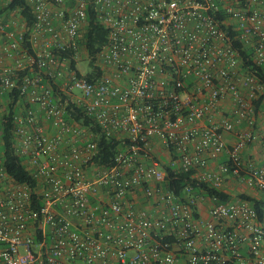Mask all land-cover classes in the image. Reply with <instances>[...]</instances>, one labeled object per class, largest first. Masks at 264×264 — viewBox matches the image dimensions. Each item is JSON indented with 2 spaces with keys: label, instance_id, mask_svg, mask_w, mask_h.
Masks as SVG:
<instances>
[{
  "label": "built area",
  "instance_id": "obj_1",
  "mask_svg": "<svg viewBox=\"0 0 264 264\" xmlns=\"http://www.w3.org/2000/svg\"><path fill=\"white\" fill-rule=\"evenodd\" d=\"M23 1L30 29L0 4V147L16 99L11 150L33 184L0 152V264H264V218L229 192H264V163L241 158L264 85L239 54L264 66V0ZM89 9L107 31L92 64ZM99 135L117 143L106 164ZM166 169L232 198L178 196Z\"/></svg>",
  "mask_w": 264,
  "mask_h": 264
},
{
  "label": "trees",
  "instance_id": "obj_2",
  "mask_svg": "<svg viewBox=\"0 0 264 264\" xmlns=\"http://www.w3.org/2000/svg\"><path fill=\"white\" fill-rule=\"evenodd\" d=\"M12 11L19 12L20 16L25 19L28 29L32 27L34 20L29 12L28 7L26 6L23 0H5V5L1 9V13L9 14ZM27 33L25 35V39H27L28 36ZM106 38H107V31L99 23L95 12L89 9L87 11V25L85 27V31L82 34L81 43L87 56L91 57V62H90L91 64H92V60L94 59L93 58L94 55L105 44ZM22 47L26 48L27 42H24ZM234 47L238 49L239 44L234 43ZM52 51L54 55L57 57L63 56V52L56 50H52ZM239 52L242 61V67L248 69L251 73H253L254 76L264 85V66H257L252 62L251 52L248 49L242 48L241 50H239ZM71 64L72 66L75 65L73 61L71 62ZM93 72L95 73L98 72V69L95 68V71ZM92 75L88 74L87 76L90 78ZM16 103L17 100L13 99L12 103L9 104L8 106L9 118H8V122L3 126V135H2L3 145L2 147H0V152H2L3 154V165L6 169L7 174L18 183H25L32 185L33 181L29 176V174L25 171L22 165V160L16 157L11 150L10 120L12 115L16 113L15 110ZM258 105L259 103L256 104V106ZM71 118L81 123L82 125L85 126L90 125V121L81 115H73ZM94 131L98 133V130L96 128H94ZM97 145L99 148V155L95 158V161L100 164L109 163L113 157V154L117 149V143L113 139H108L102 135H99L97 138ZM166 180H167L166 187L172 190L178 196H182L183 189L185 188V186L190 185L195 191L201 192V190H203L204 194L215 197L217 202L220 203L230 201L232 198L228 194H223L219 191L206 188L205 186L198 187L191 181L189 173L173 172L169 169H166ZM237 197L240 199L247 200L257 212L260 220L264 218V195H262V197H260L259 199L250 197L245 194H240Z\"/></svg>",
  "mask_w": 264,
  "mask_h": 264
},
{
  "label": "crops",
  "instance_id": "obj_3",
  "mask_svg": "<svg viewBox=\"0 0 264 264\" xmlns=\"http://www.w3.org/2000/svg\"><path fill=\"white\" fill-rule=\"evenodd\" d=\"M5 4V0H0V4ZM255 130L258 134V141L256 143L248 145L241 153V158L244 162L247 163H253L254 165H261L264 163V143H263V138H264V118H257L256 120V127ZM228 145H230L233 141L231 136L227 137ZM223 161V160H222ZM221 162V161H220ZM237 187V186H236ZM230 187H229V192H230ZM237 189H240L244 192L245 195H248L250 197L259 199L260 195L258 193L260 191H255V190H250V189H245L241 187H237ZM230 194L234 197L231 192Z\"/></svg>",
  "mask_w": 264,
  "mask_h": 264
},
{
  "label": "rangeland",
  "instance_id": "obj_4",
  "mask_svg": "<svg viewBox=\"0 0 264 264\" xmlns=\"http://www.w3.org/2000/svg\"><path fill=\"white\" fill-rule=\"evenodd\" d=\"M16 16H19V12L16 13ZM77 68L81 72V74H86L89 71V67L87 66V61L85 59L80 60L78 62ZM3 108H4V110H6V107H3ZM230 188H231L230 191L233 195H238L240 193H244L242 190L237 189V187L231 186ZM258 195L262 196V195H264V192H259Z\"/></svg>",
  "mask_w": 264,
  "mask_h": 264
}]
</instances>
